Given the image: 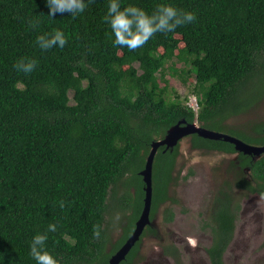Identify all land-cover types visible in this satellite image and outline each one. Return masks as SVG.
I'll use <instances>...</instances> for the list:
<instances>
[{
    "label": "trees",
    "instance_id": "16d2710c",
    "mask_svg": "<svg viewBox=\"0 0 264 264\" xmlns=\"http://www.w3.org/2000/svg\"><path fill=\"white\" fill-rule=\"evenodd\" d=\"M123 2L152 11L164 0ZM170 2L194 11L196 20L130 51L112 45L102 19L108 0H89L74 18L67 12L49 17L45 0H0V264H35L29 243L50 222L57 231L49 233L47 245L60 264H108L142 212L146 191L140 171L152 143L181 120L226 128V120L256 102L247 83L264 51V0ZM31 18L39 20L38 27L30 26ZM55 28L66 33L67 43L42 51L36 36ZM21 57L38 60L32 73L13 67ZM175 57L193 65L202 88L198 114L165 98L168 82L161 85L157 74ZM258 134L262 137L241 135L264 144V127ZM191 143L206 151H236L230 142L198 134ZM178 155L176 147L161 149L155 158L151 215L174 200L169 190L181 175ZM239 160L252 175L244 186L264 198V155L254 161L240 154ZM118 184L125 188L118 206L129 213L128 223L108 253L104 219L109 191ZM211 208L207 253L210 264H225L237 219L232 186L218 190ZM164 214L165 221L173 220L171 208ZM94 225L101 226L99 239L93 237ZM140 242L120 264L130 263ZM166 251L179 257L178 248Z\"/></svg>",
    "mask_w": 264,
    "mask_h": 264
},
{
    "label": "rangeland",
    "instance_id": "374dc122",
    "mask_svg": "<svg viewBox=\"0 0 264 264\" xmlns=\"http://www.w3.org/2000/svg\"><path fill=\"white\" fill-rule=\"evenodd\" d=\"M157 76L161 85H164L163 79L168 82L165 92L168 102L191 107L199 113L201 106L198 101L201 99L202 88L197 83L190 62L176 57L169 59ZM251 84L258 88H252ZM247 88L250 96L256 97V102L246 111L226 120L223 123L226 128L221 127L216 131L240 138H243L241 134L252 138L262 137L258 129L264 127V51ZM69 95L73 97L74 92L71 90ZM191 144L190 136L179 143L180 155L176 171L177 174L181 171V175L170 191L171 196L174 195L178 201L163 203L158 207L152 219L153 230L144 235L137 254L129 264H210L207 248L211 244V232L205 223L212 214L214 195L220 188L230 184L234 187L236 204L240 208L235 209V233L224 257L225 264H264V199L237 184L241 171L237 164L234 166V162L239 154L193 149ZM190 170L193 174L189 173ZM185 175L187 179L182 178ZM124 191L125 188L120 184L109 191L104 219L108 253L127 227L129 213L124 214L118 206V199ZM169 207H172L174 217L172 221H165L164 210ZM189 237H195V246L189 243ZM169 246L178 248L179 257L167 253Z\"/></svg>",
    "mask_w": 264,
    "mask_h": 264
},
{
    "label": "clouds",
    "instance_id": "9594fccd",
    "mask_svg": "<svg viewBox=\"0 0 264 264\" xmlns=\"http://www.w3.org/2000/svg\"><path fill=\"white\" fill-rule=\"evenodd\" d=\"M45 3L49 9L47 13L49 17L53 18L58 13L67 12L74 18L85 11L89 0H45ZM102 19L111 29L113 47H126L131 51L142 48L157 33H172L178 27L194 22L196 14L192 10L178 8L170 0L159 3L152 11L135 3L108 0L107 11ZM28 23L32 28H36L39 20L31 18ZM35 43L42 51L62 49L67 43V36L62 29L55 28L37 35ZM37 66L38 60L29 57H21L13 65L17 71L26 75L32 73ZM59 207H65L64 200L59 201ZM56 231L57 224L50 222L44 231L36 232L32 236L29 243V254L35 264H60V260L48 249L47 245L49 233ZM92 234L94 238L99 239L102 235L101 226L94 225ZM188 239L192 246L196 245L195 237Z\"/></svg>",
    "mask_w": 264,
    "mask_h": 264
},
{
    "label": "water",
    "instance_id": "95a60500",
    "mask_svg": "<svg viewBox=\"0 0 264 264\" xmlns=\"http://www.w3.org/2000/svg\"><path fill=\"white\" fill-rule=\"evenodd\" d=\"M194 133H198L201 137L204 138L213 140L222 139L227 142L233 143L235 149L239 152H243L244 154L261 155L262 153H264V145L255 146L252 144H248L242 139L237 138L233 135L198 126L196 123L186 124L185 121L178 122L176 125L169 129L168 133L163 139L155 140L152 143L151 151L147 157L145 167L141 171V175L143 176V180L145 182L146 191L143 211L136 222V228L134 229L133 233L127 238V240L117 250V252L112 255L108 264H120L127 258L133 246L137 241H139L144 227L150 221V210L153 200V166L158 149L161 146H166L167 148L174 147L181 138Z\"/></svg>",
    "mask_w": 264,
    "mask_h": 264
},
{
    "label": "flooded vegetation",
    "instance_id": "af4514ba",
    "mask_svg": "<svg viewBox=\"0 0 264 264\" xmlns=\"http://www.w3.org/2000/svg\"><path fill=\"white\" fill-rule=\"evenodd\" d=\"M181 121H185L186 122V124H193V123H196L198 126H201L198 122H197V120L195 121V122H188V121H186V120H181ZM180 122V121H179ZM183 125V124H182ZM202 127H204V126H202ZM206 128V127H205ZM208 129H210V128H208ZM211 130H213V129H211ZM216 131V130H215ZM218 132H220V131H218ZM222 133H225V132H222ZM194 134H198V133H194ZM194 134H189V135H186V136H184L183 138H185V137H187V136H190V139H191V137L194 135ZM226 134H229V133H226ZM199 135V134H198ZM229 135H233V134H229ZM200 136V135H199ZM233 136H235V137H237V138H240V137H238V136H236V135H233ZM201 137V136H200ZM183 138H181L179 141H178V143L174 146V147H169V148H167L166 146H161L159 149H158V152L161 150V149H163V151L164 152H167V151H172V150H174L176 147H179V143L182 141V139ZM202 138H204V137H202ZM161 139H163V138H161ZM205 139H208V138H205ZM240 139H242V138H240ZM211 140H213V139H211ZM218 140H222V139H218ZM243 140V139H242ZM225 141V140H224ZM243 141H245V140H243ZM227 142V141H226ZM246 142V141H245ZM246 143H248V144H252V145H255V146H262V145H264V144H254V143H249V142H246ZM233 144V143H232ZM191 146H192V144H191ZM235 147V146H234ZM192 148L193 149H199V150H204V149H200V148H194L193 146H192ZM236 150V149H235ZM151 151V150H150ZM206 151V150H205ZM210 151H218V150H210ZM158 152H157V154H158ZM219 152H224V151H219ZM150 153V152H149ZM226 153H230V154H234V153H238L239 155H238V159L236 160V163L234 162V166L236 167V164H237V168H239V171H241V174H240V176L238 177V179H237V184H239L240 185V187H244V185H246V180L247 179H251V172H250V169L249 168H246V169H243L242 167H241V165H240V163H241V161L239 160V156H240V154H243L244 156H249V157H251V159H253L254 161H256V160H258V159H260L263 155H264V153H262L261 155H253V154H244L243 152H239V151H235V152H226ZM157 154H156V156H157ZM149 155V154H148ZM179 155H180V152H179ZM179 155H178V159H177V163H178V160H179ZM153 169H154V166H153ZM176 169H177V167H176ZM143 170V169H142ZM141 170V171H142ZM141 171H140V174H141ZM191 171V170H190ZM190 171H189V173H190ZM247 171V172H246ZM176 173H177V171H176ZM180 173H181V171H180ZM153 174H154V171H153ZM191 174V173H190ZM193 174V173H192ZM142 176V175H141ZM185 176H187V175H185ZM252 180V179H251ZM145 183V182H144ZM230 186H232L231 184H230ZM246 187V186H245ZM145 188V187H144ZM171 188H172V186H171ZM171 188H170V190H169V195H170V197H174V200H168V201H166V202H164V203H167V202H173V201H178L177 200V198L173 195V196H171V193H170V191H171ZM221 189V188H220ZM246 190H248L247 188H245ZM251 192V191H250ZM255 193H257V192H255ZM153 194H154V184H153ZM232 194H233V196H234V203H235V209L237 208V206H239L238 204H236V195H235V191H234V187L232 186ZM258 194V193H257ZM145 196H146V193H145ZM263 198V197H262ZM145 199V198H144ZM213 199H214V197H213ZM264 199V198H263ZM163 204V203H162ZM144 207V206H143ZM169 208H172V207H169ZM239 208H240V206H239ZM142 211H143V209H142ZM165 211V210H164ZM157 212V211H156ZM156 212L153 214V215H151V213H152V205H151V210H150V221H149V223L144 227V230H143V233H142V235H141V237H140V239H139V241H141L142 240V238L144 237V235L147 233V232H151L152 230H153V225H152V223H153V220L152 219H154V216H155V214H156ZM142 213V212H141ZM141 215V214H140ZM139 219V218H138ZM137 222V221H136Z\"/></svg>",
    "mask_w": 264,
    "mask_h": 264
}]
</instances>
